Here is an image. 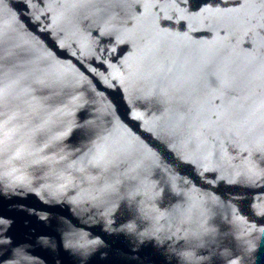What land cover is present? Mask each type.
<instances>
[{
	"label": "water",
	"instance_id": "obj_1",
	"mask_svg": "<svg viewBox=\"0 0 264 264\" xmlns=\"http://www.w3.org/2000/svg\"><path fill=\"white\" fill-rule=\"evenodd\" d=\"M0 86V264H264V0H0Z\"/></svg>",
	"mask_w": 264,
	"mask_h": 264
},
{
	"label": "snow or ice",
	"instance_id": "obj_2",
	"mask_svg": "<svg viewBox=\"0 0 264 264\" xmlns=\"http://www.w3.org/2000/svg\"><path fill=\"white\" fill-rule=\"evenodd\" d=\"M5 94V89L0 86V101L3 100ZM11 120L4 119V113L0 112V160H2L6 153L14 152L17 159L21 156V151L18 149V142H12V137L7 131L11 126ZM90 163H95L98 167L102 163V160L90 161Z\"/></svg>",
	"mask_w": 264,
	"mask_h": 264
}]
</instances>
